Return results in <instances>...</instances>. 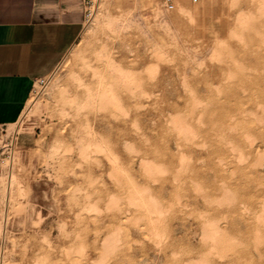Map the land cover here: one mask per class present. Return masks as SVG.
<instances>
[{
  "label": "clouds",
  "instance_id": "clouds-1",
  "mask_svg": "<svg viewBox=\"0 0 264 264\" xmlns=\"http://www.w3.org/2000/svg\"><path fill=\"white\" fill-rule=\"evenodd\" d=\"M36 11L57 39L0 134V264H264V0Z\"/></svg>",
  "mask_w": 264,
  "mask_h": 264
},
{
  "label": "crops",
  "instance_id": "crops-1",
  "mask_svg": "<svg viewBox=\"0 0 264 264\" xmlns=\"http://www.w3.org/2000/svg\"><path fill=\"white\" fill-rule=\"evenodd\" d=\"M38 3L0 0V134L18 120L32 92L31 69L57 39L55 26L36 11Z\"/></svg>",
  "mask_w": 264,
  "mask_h": 264
},
{
  "label": "rangeland",
  "instance_id": "rangeland-1",
  "mask_svg": "<svg viewBox=\"0 0 264 264\" xmlns=\"http://www.w3.org/2000/svg\"><path fill=\"white\" fill-rule=\"evenodd\" d=\"M35 87L34 89L32 90L31 94H30V97L28 98L22 112H21V115L19 116L18 120L12 124H8V125H5L3 126L2 128V131H1V134H7V135H12L13 132H14V129H16L17 127L20 126L22 120L24 119V113L27 112L28 110V107H29V101H31L33 99V97L35 96Z\"/></svg>",
  "mask_w": 264,
  "mask_h": 264
},
{
  "label": "built area",
  "instance_id": "built-area-1",
  "mask_svg": "<svg viewBox=\"0 0 264 264\" xmlns=\"http://www.w3.org/2000/svg\"><path fill=\"white\" fill-rule=\"evenodd\" d=\"M34 89V84H33V87H32V90Z\"/></svg>",
  "mask_w": 264,
  "mask_h": 264
}]
</instances>
